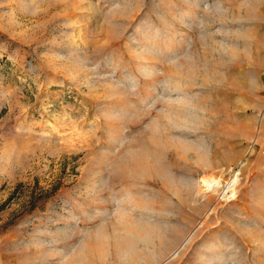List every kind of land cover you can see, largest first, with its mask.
Masks as SVG:
<instances>
[{
    "label": "rangeland",
    "instance_id": "1",
    "mask_svg": "<svg viewBox=\"0 0 264 264\" xmlns=\"http://www.w3.org/2000/svg\"><path fill=\"white\" fill-rule=\"evenodd\" d=\"M0 264H264V0H0Z\"/></svg>",
    "mask_w": 264,
    "mask_h": 264
},
{
    "label": "bare ground",
    "instance_id": "2",
    "mask_svg": "<svg viewBox=\"0 0 264 264\" xmlns=\"http://www.w3.org/2000/svg\"><path fill=\"white\" fill-rule=\"evenodd\" d=\"M167 175V174H166ZM170 176V175H169ZM166 178V177H165ZM167 180H169V177H167ZM169 182V181H168ZM200 182H201V187H203V189L201 190L203 193H207V192H215L216 193V190H217V188L218 187H222L223 189H222V196L223 197H234L235 195H236V184H237V182H238V177H237V175H235V177H233V179H231V180H229V181H227V182H225V184L223 185L222 184V181L219 179V178H217V176H215V175H213L212 173L211 174H205V175H203L202 177H201V179H200ZM188 198H192L193 199V197H192V195L191 194H189L188 195ZM210 198H211V195H207L206 196V201H208V200H210ZM127 224V223H126ZM129 225H130V223H129ZM128 225V226H129ZM143 227V226H142ZM142 227H140V226H136L135 228H132L131 227V225H130V227L128 228H126V230L127 229H131L130 230V232L132 233V231L134 230V231H138V233H141V231H142ZM144 230H145V228H143ZM125 230V231H126ZM128 232V231H127ZM145 232V231H144ZM143 233V232H142ZM146 233V232H145ZM132 234H134V233H132ZM129 235V234H128ZM131 235V234H130ZM145 235V234H144ZM125 237H128L127 235L125 236ZM124 237V238H125ZM146 237V236H145ZM134 238V237H133ZM133 238H125V239H123V241L125 242V245L126 244H128V248H130V246H132L133 244H132V239ZM124 244V243H123Z\"/></svg>",
    "mask_w": 264,
    "mask_h": 264
}]
</instances>
